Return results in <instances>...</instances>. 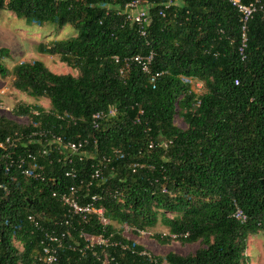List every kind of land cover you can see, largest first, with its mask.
<instances>
[{"label":"trees","instance_id":"obj_1","mask_svg":"<svg viewBox=\"0 0 264 264\" xmlns=\"http://www.w3.org/2000/svg\"><path fill=\"white\" fill-rule=\"evenodd\" d=\"M125 1L0 0V11L28 24L71 27L73 36L39 44L37 52L77 72L56 75L39 61L8 70L2 60L9 51L0 47V77L10 76L12 88L30 98L48 101L46 111L36 104L13 108V117L27 118L26 125L0 116V142L22 136L15 148L0 149V264H34L44 233L66 232L58 264H98L104 254L107 264H244L247 238L264 234V17L255 14L248 21L240 60L238 14L225 0H190L168 9L162 0H147L144 36L121 13ZM148 53L151 70L161 73L153 88L134 64L113 60ZM189 81L199 82L201 93ZM108 108L115 117L92 129L90 116ZM54 137L85 141L81 160L73 157L68 164L67 153L55 150ZM161 140L169 142L165 149H148ZM42 149L46 155L25 161L42 180L5 171V153L24 158ZM100 164L103 180L85 185L91 166ZM70 169L76 178L64 176ZM79 180L80 203L100 197L96 206L108 222L104 227L94 215L86 223L68 217L51 196ZM235 205L246 216L242 224L230 217ZM157 223L167 235L152 239L197 245L195 251L157 257L114 225L145 231ZM99 234L116 245L83 248L82 236Z\"/></svg>","mask_w":264,"mask_h":264},{"label":"built area","instance_id":"obj_2","mask_svg":"<svg viewBox=\"0 0 264 264\" xmlns=\"http://www.w3.org/2000/svg\"><path fill=\"white\" fill-rule=\"evenodd\" d=\"M164 9H168L169 7H179L183 5L185 2L190 0H162ZM196 1V0H195ZM232 8H234L238 14V22H239V44L237 46V54L240 60L244 59V48L246 46V30L247 23L255 14H260L264 17V5L262 0H251L248 4H243L241 0H225ZM149 3L147 0H126L123 4L121 13L125 16V19L129 22L135 24L138 27V34L140 36H144V27L149 22V15L147 12V8L149 7ZM160 15L163 16V11L160 12ZM115 63H122L124 67H127L129 64H134L141 74H143L146 79L148 85L152 88L154 87L156 80L161 76V73L153 72L151 70L152 63V54L148 53L147 55H135L132 57H124L120 62L117 57H113ZM191 83V90L199 94L201 93V84L197 81H189ZM141 114V111L139 112ZM116 115V111L114 108H108L105 111L95 112L90 116V126L92 129H97L99 122L103 119L113 118ZM41 134H39L40 136ZM21 135L15 133L12 136H8L0 142V149L4 150L5 148H15L19 139H21ZM26 139H30V135L25 137ZM84 142H63L59 138H52V143L56 145L55 150L60 154L62 151L67 154L64 155V160L67 161L68 164L72 163V158L77 157L80 161L81 157L84 153H82V148L84 146ZM169 142L161 140L157 144L153 145L151 142L148 144V149H151L155 146L165 149ZM49 145V142L47 143ZM46 149H42L36 151L35 154L26 153L25 157L17 155L15 158H11L9 154H4L3 156L8 158L9 164L5 166V171H9V169L17 170L21 175L32 178V179H41L38 173L34 172L32 169L26 168L25 161L34 162L36 157H41L46 155ZM102 161L107 162V159H102ZM102 169H105V164H100L99 166H91V173L89 175L90 181L85 184L87 186L92 185V181L100 182L103 180ZM65 177L74 179L76 178L75 172L73 169H70L64 173ZM84 182L82 180L78 181V185H70L65 190L61 192H52L51 196L55 198L65 209L68 217H76L81 222L86 223L88 217L90 215H94L98 218L99 222L104 227L108 224V222L103 217V209L101 207H97L96 203L100 200V197L97 195H90L86 197L84 203H80V199L82 196L79 193V186L83 185ZM0 189L5 190L4 187L0 185ZM162 193H167L166 188L161 189ZM236 222L242 224L246 220V216L244 213L235 205L234 210L230 216ZM27 220L32 224L33 228L36 230H41L42 228L39 223L31 216L27 217ZM67 225L68 222L66 221ZM124 233L133 232L137 235H143L145 231L137 230L135 228L127 227L123 225ZM127 228V229H125ZM123 234V233H122ZM124 235V234H123ZM68 232L60 233L59 235L53 233H44L43 240L40 243V252L38 256L35 258L34 264H58L57 251L64 246V238L68 237ZM84 241L83 248L91 250L94 247H99L102 250L107 248L108 246H115L116 243L111 242L108 238L104 236V234H99L96 236H82ZM125 239H128L124 235ZM174 239V236H171ZM69 249H72V246L68 245ZM122 249H126V246H121ZM79 252L81 251L78 249ZM141 255L148 256L146 251L142 252ZM111 260V259H110ZM108 259L104 254L102 259H99L98 264H107Z\"/></svg>","mask_w":264,"mask_h":264},{"label":"rangeland","instance_id":"obj_3","mask_svg":"<svg viewBox=\"0 0 264 264\" xmlns=\"http://www.w3.org/2000/svg\"><path fill=\"white\" fill-rule=\"evenodd\" d=\"M73 35L74 30L69 26L57 29L49 24L42 26L28 24L24 19L16 18L10 12L0 11V47L9 51L8 58L2 60V64L8 70L20 62L39 61L53 74L76 76L77 72L59 62L58 57L37 52L39 44L49 46L54 41L64 40ZM34 104L39 105L45 111L48 110V101L46 99L34 100L12 88V78L10 76L6 78L0 77V116H5L18 124L26 125L28 119L13 117L12 110L17 105ZM174 124L177 127L184 128L179 118H175ZM166 216L170 217L171 215L167 213ZM114 225L116 230H121L127 238L142 245L148 253L157 257H161L167 252L187 255L193 253L197 248V245H182L176 241L162 245L152 239L151 236L153 234L167 235V229L160 223H157L153 229L145 230L143 235L138 234L137 236L130 234L128 231L124 233L123 224ZM125 226L128 227V225ZM263 243L264 234L261 232L247 238L244 264H264Z\"/></svg>","mask_w":264,"mask_h":264}]
</instances>
